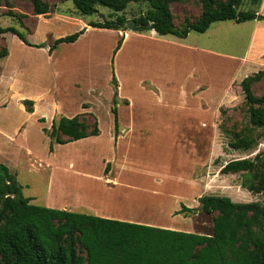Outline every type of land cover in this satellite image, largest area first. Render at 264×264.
Returning <instances> with one entry per match:
<instances>
[{"label": "rangeland", "instance_id": "374dc122", "mask_svg": "<svg viewBox=\"0 0 264 264\" xmlns=\"http://www.w3.org/2000/svg\"><path fill=\"white\" fill-rule=\"evenodd\" d=\"M42 1L49 11L39 15L31 0L0 2V27L12 25L31 44H43L29 46L0 33V48L8 52L0 58V163L16 173L32 203L87 214H94L93 207L108 218L134 222L148 217L157 226L201 234L212 227V215L200 210L202 195L264 205V195L240 185V173L220 172L231 159L264 153V135L250 150L228 147L232 132L248 124L239 82L264 69L243 63L249 24L217 20L181 39L134 30L132 19L146 11V2H130L117 13L96 5V12L84 14L72 0ZM9 9L26 17L9 16ZM170 9L180 25L200 16V0L173 1ZM238 9L256 10L248 0ZM116 14L127 19L117 30L89 25ZM82 28L76 41L49 52L55 38ZM116 90L114 139L110 108ZM252 91L264 94V78ZM24 99L32 100V112L25 110ZM84 112L89 121L97 120L99 134L54 144L49 152L42 128ZM179 202L197 211L175 215Z\"/></svg>", "mask_w": 264, "mask_h": 264}, {"label": "trees", "instance_id": "16d2710c", "mask_svg": "<svg viewBox=\"0 0 264 264\" xmlns=\"http://www.w3.org/2000/svg\"><path fill=\"white\" fill-rule=\"evenodd\" d=\"M75 8L84 13L96 12V5L108 7L117 13L130 2H146L145 12L134 17V30H151L158 35L185 38L190 30L204 32L213 21L231 19L242 22L262 19L254 9L239 10L243 0H200L201 13L196 19H184L180 25L173 22L170 3L178 0H72ZM261 0H248L256 7ZM1 2V0H0ZM35 15L46 14L48 4L31 0ZM7 15L22 19L25 14L7 10ZM127 19L116 14L103 22H90L97 28L119 29ZM16 35L24 44H31L24 33L10 25L0 27V33ZM84 33V28L52 41L49 52L61 43H72ZM122 37L116 42L112 57L120 48ZM8 54L0 48V58ZM264 78V69L243 77L239 86L246 104L247 125L232 132L228 147L233 150H250L256 146L264 129V94L252 91L254 83ZM111 83L118 87L112 74ZM117 90L110 108L113 115L114 139L118 135L116 108ZM127 103L126 100H124ZM25 110L32 112V100L24 99ZM43 121V118H40ZM50 139L49 152L54 144H65L99 134L95 118L87 114L61 116L52 121L50 128H42ZM230 132V130H227ZM109 167L106 164L105 170ZM221 173H240V185L251 193L264 195V153L253 158L227 161ZM25 196L17 181L16 173L0 163V264H264V205L258 201L234 202L224 195H202L198 198L200 210L212 215L209 234L169 229L67 209L37 205ZM197 208L180 203L173 214L186 215Z\"/></svg>", "mask_w": 264, "mask_h": 264}, {"label": "crops", "instance_id": "0c3cea01", "mask_svg": "<svg viewBox=\"0 0 264 264\" xmlns=\"http://www.w3.org/2000/svg\"><path fill=\"white\" fill-rule=\"evenodd\" d=\"M255 8H256V10L255 9L254 10L256 11V14L264 15V0H261L260 3ZM239 23L249 24V27L251 28L249 39H248V44H247L246 50L242 56L243 63L244 64L256 63V64H259L261 67L264 68V18H262V19L255 18V19L242 21ZM151 34L155 35L157 33L155 31H153V32H151ZM181 39H184V38H181ZM144 80L148 81L147 79H144ZM149 83H151V82H149ZM188 195H189V192L186 194L187 199H189ZM180 203H183V202H179V208H180ZM55 208H58V207H55ZM92 208L93 207H90L91 211L94 212V215L97 214V216L108 218L109 215L107 213L100 211V209H98V208H94V209H92ZM60 209H64V208H60ZM119 220L129 221V222L133 221L130 218H124V217L119 218ZM135 222L141 223V224H146V225L157 226V225L152 224L148 217L137 218V219H135ZM158 227H163V226H158ZM163 228H168V227H163ZM169 229H172V228H169Z\"/></svg>", "mask_w": 264, "mask_h": 264}, {"label": "water", "instance_id": "95a60500", "mask_svg": "<svg viewBox=\"0 0 264 264\" xmlns=\"http://www.w3.org/2000/svg\"><path fill=\"white\" fill-rule=\"evenodd\" d=\"M132 24H133V26H134V22L132 21ZM195 211H197V210H195Z\"/></svg>", "mask_w": 264, "mask_h": 264}]
</instances>
